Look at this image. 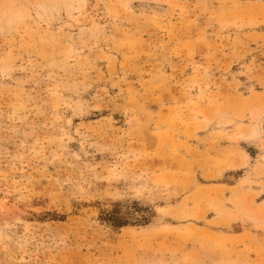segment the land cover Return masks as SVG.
I'll use <instances>...</instances> for the list:
<instances>
[{
    "label": "rangeland",
    "instance_id": "obj_1",
    "mask_svg": "<svg viewBox=\"0 0 264 264\" xmlns=\"http://www.w3.org/2000/svg\"><path fill=\"white\" fill-rule=\"evenodd\" d=\"M0 264H264V0H0Z\"/></svg>",
    "mask_w": 264,
    "mask_h": 264
}]
</instances>
